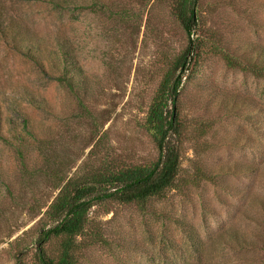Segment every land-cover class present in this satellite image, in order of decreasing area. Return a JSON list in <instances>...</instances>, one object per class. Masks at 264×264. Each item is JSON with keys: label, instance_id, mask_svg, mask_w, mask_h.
Masks as SVG:
<instances>
[{"label": "rangeland", "instance_id": "374dc122", "mask_svg": "<svg viewBox=\"0 0 264 264\" xmlns=\"http://www.w3.org/2000/svg\"><path fill=\"white\" fill-rule=\"evenodd\" d=\"M96 1L62 9L8 0L47 48L71 40L83 71L70 90L0 35V264H39L61 182L102 158L144 165L158 157L146 115L189 37L169 0ZM199 8L192 37L203 46L179 95L177 184L144 205L98 198L75 264H264V75L226 59L254 63L264 53V0H199ZM25 87L48 98L49 110L33 108ZM61 243L51 237L47 254L57 257Z\"/></svg>", "mask_w": 264, "mask_h": 264}, {"label": "trees", "instance_id": "16d2710c", "mask_svg": "<svg viewBox=\"0 0 264 264\" xmlns=\"http://www.w3.org/2000/svg\"><path fill=\"white\" fill-rule=\"evenodd\" d=\"M21 0H12L18 4ZM42 1V0H35ZM62 9H94L96 0H43ZM8 0H0V35L6 45L25 55L42 69L48 66L55 70L53 78L62 85L75 90L80 85L78 76L82 66L71 40L64 36L57 38V48L49 49L44 41L31 32L30 27L20 17L17 18L8 6ZM172 15L185 29L189 44L167 72L154 96L146 115L144 126L151 134L158 149V157L151 164L120 165L114 160L101 159L99 166L86 170L81 175H73L61 182L58 195L48 208V215L54 225L46 229L39 240V264H75L74 250L76 239L83 234L89 219V211L98 198H115L121 202H135L144 205L152 197H163L175 188L181 170L179 147L184 124L179 113V95L186 72L192 60H197L203 46V38L197 34L201 26L199 0H169ZM264 47V46H261ZM260 59L248 64L240 57L227 54L226 59L233 67L251 70L264 75V53ZM28 103L36 109L49 110V100L29 87L23 92ZM173 110L169 114V103ZM1 104V103H0ZM25 125L29 133L36 135L30 128L26 116ZM1 108H0V124ZM176 138L171 139V136ZM0 139L5 140L0 131ZM251 141V138H247ZM249 143V142H246ZM24 166L26 162L22 159ZM62 238V251L57 257L47 254L45 243L51 237Z\"/></svg>", "mask_w": 264, "mask_h": 264}]
</instances>
